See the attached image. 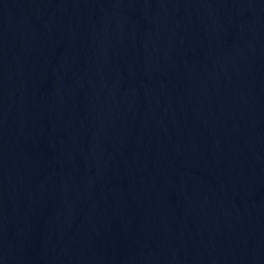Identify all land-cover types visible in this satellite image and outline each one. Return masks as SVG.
Returning a JSON list of instances; mask_svg holds the SVG:
<instances>
[{
	"label": "water",
	"instance_id": "1",
	"mask_svg": "<svg viewBox=\"0 0 264 264\" xmlns=\"http://www.w3.org/2000/svg\"><path fill=\"white\" fill-rule=\"evenodd\" d=\"M0 264H264V0H0Z\"/></svg>",
	"mask_w": 264,
	"mask_h": 264
}]
</instances>
